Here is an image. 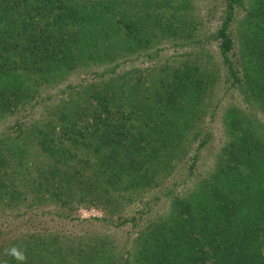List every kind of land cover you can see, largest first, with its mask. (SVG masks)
Segmentation results:
<instances>
[{
    "label": "trees",
    "instance_id": "16d2710c",
    "mask_svg": "<svg viewBox=\"0 0 264 264\" xmlns=\"http://www.w3.org/2000/svg\"><path fill=\"white\" fill-rule=\"evenodd\" d=\"M209 1L0 0V264H264V0Z\"/></svg>",
    "mask_w": 264,
    "mask_h": 264
},
{
    "label": "rangeland",
    "instance_id": "374dc122",
    "mask_svg": "<svg viewBox=\"0 0 264 264\" xmlns=\"http://www.w3.org/2000/svg\"><path fill=\"white\" fill-rule=\"evenodd\" d=\"M200 4L202 5V2ZM221 5H222V0H211V1L207 2L205 5V6H210L211 11L213 13L212 18L209 19V21L211 22V23H209V26L211 29L214 28L216 23H218ZM206 8H208V7H206ZM222 88H223V86H222V82H221L220 85L218 87H216L214 90V92H215L214 99L212 100L211 104H214L216 102V100L221 98V97H224L223 102L225 104L226 103L227 104H238L239 100L237 99V97L239 98V96H237L235 94L234 95L230 94L228 92L225 94L224 91H222ZM213 127H214V130L212 129V132L215 134L213 142H210V144L208 145L209 147L204 152L202 158L200 157V161L197 164L195 172L192 173V175H190V177H188V180L190 178L194 179V177H197L198 175L205 174L207 172V170L211 166L212 156H213L215 150H217L218 147L222 145L223 138H222V134L220 132V129H219L217 123ZM186 173H187L186 170H182L181 172L174 174L171 182L179 183V180H180L181 181L180 183L182 184V182H183L182 180L186 178L185 177ZM183 183H186V180H184ZM89 214L90 213H84V215H89Z\"/></svg>",
    "mask_w": 264,
    "mask_h": 264
},
{
    "label": "clouds",
    "instance_id": "9594fccd",
    "mask_svg": "<svg viewBox=\"0 0 264 264\" xmlns=\"http://www.w3.org/2000/svg\"><path fill=\"white\" fill-rule=\"evenodd\" d=\"M5 254L11 256L17 264H24L26 256L23 250L19 247L13 246L5 251Z\"/></svg>",
    "mask_w": 264,
    "mask_h": 264
}]
</instances>
